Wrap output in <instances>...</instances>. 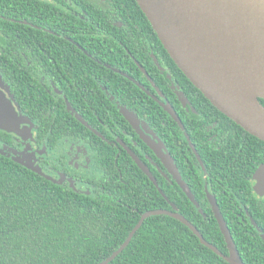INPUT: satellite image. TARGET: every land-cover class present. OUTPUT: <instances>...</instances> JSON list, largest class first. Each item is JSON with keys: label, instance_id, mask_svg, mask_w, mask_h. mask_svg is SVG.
Returning a JSON list of instances; mask_svg holds the SVG:
<instances>
[{"label": "trees", "instance_id": "16d2710c", "mask_svg": "<svg viewBox=\"0 0 264 264\" xmlns=\"http://www.w3.org/2000/svg\"><path fill=\"white\" fill-rule=\"evenodd\" d=\"M74 1L95 21L85 27L120 30L119 37H129L132 46H140L137 51L131 48L152 82L139 70V75L131 74L178 114L186 132L175 116L143 89L96 63L87 66L106 76L102 84L117 103L98 90L102 85L89 80L85 63L78 66V79L86 80H63L58 83L60 93L53 94L16 52L21 49L28 55L34 51L36 57L42 56L44 47L54 42L53 35L43 28L61 29L65 26L61 20L70 19L51 6L44 7L42 1L0 0V73L20 109L36 124V145L52 152V158L55 154V170L74 176L65 156H57L58 150H53L62 140L81 142L91 150L96 170L93 177L77 176L78 187H73L62 175L54 180L44 170L42 173L0 152V264H100L126 241L142 214L154 209L179 212L208 242L229 255L217 210L242 263L264 264V251L255 248L264 243L260 233L251 224L237 227L232 217L237 197L251 210V177L264 165V141L221 112L190 81L136 0ZM141 34L151 44L146 50ZM150 50L161 59L163 73L154 64ZM34 67L36 72L46 69L45 64ZM79 88L87 93L86 98L80 99ZM261 102L264 105L263 99ZM125 110L143 119L161 139L198 206L138 138ZM125 131L135 134L143 145L148 156L133 150L158 185L120 150L118 138L129 143ZM0 140L18 151L24 148L13 134L2 130ZM108 264L230 263L202 244L182 221L160 214L148 217L128 246Z\"/></svg>", "mask_w": 264, "mask_h": 264}, {"label": "water", "instance_id": "95a60500", "mask_svg": "<svg viewBox=\"0 0 264 264\" xmlns=\"http://www.w3.org/2000/svg\"><path fill=\"white\" fill-rule=\"evenodd\" d=\"M136 1L170 56L190 81L221 112L264 141V105L261 102V99L264 100V0ZM160 103L175 116L185 130L178 114L167 104ZM127 113L125 111L128 120L136 126L141 139L198 206L163 142L142 124L135 123ZM0 130L16 133L26 140L32 137L33 130L31 121L1 86ZM192 147L200 157L193 144ZM130 153L142 171L158 185L148 166L131 150ZM201 163L203 165L202 160ZM252 186L256 191L264 190V167L255 172ZM215 211L230 246L229 255H225L208 242L199 229L179 212L154 209L142 214L126 241L100 264H108L114 260L128 246L143 222L152 215L160 214L182 221L199 237L202 244L230 264H243L222 216Z\"/></svg>", "mask_w": 264, "mask_h": 264}, {"label": "flooded vegetation", "instance_id": "af4514ba", "mask_svg": "<svg viewBox=\"0 0 264 264\" xmlns=\"http://www.w3.org/2000/svg\"><path fill=\"white\" fill-rule=\"evenodd\" d=\"M34 1H42L44 3V7L46 6L48 9H50L52 7V9L57 10L56 13H58L59 15L62 16L65 14L70 19L68 22H64L63 20H61V22L63 24H65V26L62 27L61 29L48 30L47 28H43L44 31L49 32L53 35L52 40L54 42H52V44H49V46L44 47V50H43L44 54L42 56L40 54H38L39 56L36 57L34 54V51H32L31 55L26 54V52L22 51L21 49H18L16 52L18 58H20V60L23 62V64H25L26 67H30V72L31 73L33 72L34 75L39 78L40 82L46 83L47 85H49V90L53 94L60 93L58 83L63 81V80H65V81L72 80V81H77V82H78V80H80V81L86 80L85 77L78 79V66L82 67V65L85 63V67L88 70L87 73L91 75V77H89V80H91L92 82H96L97 85H102L101 88L97 87L98 90L100 92H103L105 97H107L108 99L117 103L118 101L115 100V97L113 96V94H111V92L108 90V88L102 84L103 81H105L103 79L106 76L104 74H100L99 71H95L94 69H89V67L87 66L88 63H91L92 65L94 63H96L100 67L106 68L108 70L119 73L122 76H125L127 79H129L134 84H136L141 89H143L153 99H155L159 103L160 102L164 103L163 101H161L159 99V97L156 94L152 93V91H150L145 86H143L139 82V80L131 74V73H136L139 75V73L137 71V70H139L141 76L146 77L149 81L152 82L151 76H149V74L146 73V71L143 69V66L141 64H139V62H137L138 61L137 54L133 52L134 50L135 51H137V49L139 50L140 46H137V47L132 46L130 43L129 37L128 38L127 37H123V38L119 37L118 35L121 32L120 30H112V29L106 30L105 28H99V27H93V26L85 27L84 25H88L89 23L93 24L95 21H93L90 18L89 14H85L86 12H83V13L81 12L79 5L74 0H34ZM70 22H73V24H71ZM28 23L30 25H33L34 27L38 28L37 25L32 24L30 22H28ZM141 35L144 38L142 40L146 42L144 35L143 34H141ZM29 38H30L31 42L34 40V37L32 34L29 35ZM121 39H124L127 43L122 42ZM64 40L69 41L70 44L69 45L63 44L61 41H64ZM150 45L151 44H149V43L147 44V42H146V44H144L142 47L146 50ZM131 47H133L134 50ZM67 50H69V52H67ZM149 53H150V55L154 61V64L157 66V69L159 68L160 71L163 73V66L161 64V59L157 56V54H154V52L152 50H150ZM43 57H44V59H43ZM78 58H79V60H78ZM82 59H85V61H82ZM114 63H116V64H114ZM36 64H45L46 69L43 71H37L36 72L34 69L35 68L34 66ZM63 69L67 70V72L65 73L63 71ZM75 69L77 72L74 71ZM68 70H70V71H68ZM153 85L155 86V84H153ZM0 86L3 87L12 96L14 104L17 105V107L20 109V107L18 106V104L16 103V101L14 99V96L10 90V87L8 86V84H6L4 82L1 73H0ZM78 95H79L80 99L87 97V93H85L84 90H82L81 88H79ZM118 106L121 107L120 104ZM126 112H128L127 114L133 118L135 123L142 124V126L147 131H149V132L153 133L155 136H157L149 128L148 124L143 119L138 118L134 112H131V111H126ZM22 113L27 117V119H29L28 116L23 111H22ZM30 121L33 125L32 137L28 138L27 140H30V143L33 147L39 148L40 146L36 145L37 127H36V124L32 120H30ZM129 122L131 124V127L135 131V133L138 135V138L144 142V140L141 139L136 126H134L130 120H129ZM183 131L186 132V130H183ZM8 133H10V132H8ZM11 134H13L14 139L18 143L23 145L21 142H19V139H21V140H26V139H23L20 135H18L16 133H11ZM125 136H126V139H128L129 143L118 138V141H119L120 146H121V148H120L121 151L122 150L126 151L132 157V155L130 153V150H131L138 158L141 159L140 155H138L136 153V151L133 150V148H135L137 151H140L141 153H143L144 156L147 155L144 153L145 150H143V145L136 138L135 134H132L131 131L130 132L125 131ZM66 142L82 144L83 147L86 148V150L83 152L89 151V153L92 155L91 156V162L93 164V154H92L91 150L89 149V147H87L85 144H83L81 142H73L70 140H64L63 141L62 140L61 142L58 143V149L56 148L53 150V152L58 150L57 156H58V154L61 156L64 155L61 153V150H63L62 145ZM40 148H42V147H40ZM23 149H25V148H23ZM45 150H47V152L42 155L43 157H40V162H42L43 158H46V159H43L46 161L45 162V164L47 166V167H45L46 171L51 173L53 170L55 172L52 174L62 175L61 171L55 170V168H53V165L55 164V161L57 160V159H55V157H56L55 154L53 155V158H52L51 157L52 152H50L48 149H45ZM65 159H66V163H67L66 156H65ZM199 159H200V157H199ZM160 162L162 163L161 160H160ZM42 165L45 166L44 164H42ZM68 167H69V165H68ZM260 167H264V165H262ZM69 169L74 173V176L66 175V177L72 178V179H75L76 181H78L77 176H79V172L72 170L70 167H69ZM257 169H256V171H257ZM95 172H96V170H95ZM255 172L252 174V177H251L252 198L248 199L250 202L249 207L251 210H249L248 205L243 203V201L240 199V197H237V202L235 204L236 209L234 210L235 215H233L232 217H233L234 225H236L237 227H239L241 229L243 227H247V226H249V224H251V226L254 227L255 231H258V233H260L261 239H263V241H264V232H263V230H264V190L262 189V190L256 191L254 189V187L252 186V179H253ZM169 173H171V172L169 171ZM83 176H85V175H83ZM66 181H68V179ZM226 211H227V209H226ZM255 246H256L255 248L257 251H264V243H262L260 246H257V245H255ZM258 256H259V252H257V257ZM257 257H255V258L258 259Z\"/></svg>", "mask_w": 264, "mask_h": 264}, {"label": "rangeland", "instance_id": "374dc122", "mask_svg": "<svg viewBox=\"0 0 264 264\" xmlns=\"http://www.w3.org/2000/svg\"><path fill=\"white\" fill-rule=\"evenodd\" d=\"M19 142L23 144L25 149L18 151L12 147H9L0 140V152L26 165L33 166L42 173L45 171V173L51 175V178L54 180L59 179V174H50L48 171L46 172L42 162H40V157H43L42 155L46 153L47 150L40 147H33L30 143V140L19 139ZM62 149L63 150H61V153L66 156L67 164L72 170L79 172V175H91L93 177L92 173L95 172V169L91 162L92 155L89 153V151L83 152L86 150V148H84L82 144L66 142L62 145ZM62 176L64 178L63 180L68 179L73 187H78V182L75 179L68 178L64 174H62Z\"/></svg>", "mask_w": 264, "mask_h": 264}]
</instances>
